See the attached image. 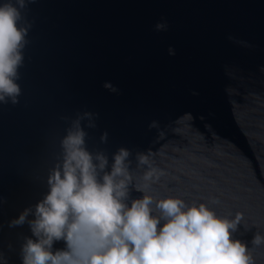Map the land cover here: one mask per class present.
<instances>
[{
	"label": "water",
	"instance_id": "1",
	"mask_svg": "<svg viewBox=\"0 0 264 264\" xmlns=\"http://www.w3.org/2000/svg\"><path fill=\"white\" fill-rule=\"evenodd\" d=\"M162 17L169 27L158 32ZM27 19L20 103L0 105L7 264H23L22 245L36 239L27 222H10L47 194L69 123L61 117L78 111L98 113L86 144L108 154L107 170L121 146L132 151L133 168L137 152L148 154L162 173L154 195L218 200V214L243 212L258 227L241 224L233 238L251 248L255 232L264 233V0H33ZM142 196L130 186L126 202ZM65 248L55 241L52 251ZM252 252L264 264V246Z\"/></svg>",
	"mask_w": 264,
	"mask_h": 264
},
{
	"label": "clouds",
	"instance_id": "2",
	"mask_svg": "<svg viewBox=\"0 0 264 264\" xmlns=\"http://www.w3.org/2000/svg\"><path fill=\"white\" fill-rule=\"evenodd\" d=\"M31 2L0 0V105L20 103L19 69L32 27L27 19ZM168 27L163 17L154 26L158 32ZM168 52L175 55L171 46ZM103 87L119 94L110 81ZM97 116L78 111L75 117H61L69 123L59 141L60 151L53 154L48 192L34 210L26 208L10 222V226L27 222L36 237L26 238L22 245L23 264H255L252 248L264 246V233L255 232L251 248L234 239L241 224L245 231L258 227L249 224L243 212L218 214L214 207L218 200L189 202L180 195H154L153 186L162 173L142 152L135 154L133 168L127 147L112 154L107 170L108 154L90 151L86 144V127L95 128ZM148 127H158V121ZM100 141L107 143V131ZM130 186L143 196L129 206ZM30 213L34 219H28ZM60 240L66 248L53 252V243ZM0 261L7 264L2 255Z\"/></svg>",
	"mask_w": 264,
	"mask_h": 264
}]
</instances>
